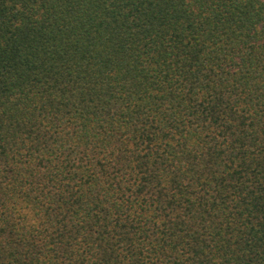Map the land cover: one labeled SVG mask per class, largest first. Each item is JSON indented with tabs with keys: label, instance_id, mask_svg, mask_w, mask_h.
Listing matches in <instances>:
<instances>
[{
	"label": "trees",
	"instance_id": "trees-1",
	"mask_svg": "<svg viewBox=\"0 0 264 264\" xmlns=\"http://www.w3.org/2000/svg\"><path fill=\"white\" fill-rule=\"evenodd\" d=\"M0 264H264V0H0Z\"/></svg>",
	"mask_w": 264,
	"mask_h": 264
}]
</instances>
